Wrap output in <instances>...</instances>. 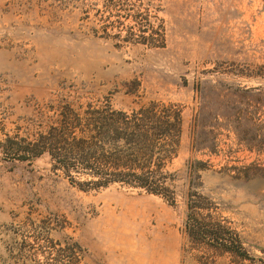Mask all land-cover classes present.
Returning <instances> with one entry per match:
<instances>
[{
    "label": "rangeland",
    "instance_id": "obj_1",
    "mask_svg": "<svg viewBox=\"0 0 264 264\" xmlns=\"http://www.w3.org/2000/svg\"><path fill=\"white\" fill-rule=\"evenodd\" d=\"M72 139L177 140L164 195ZM187 199L252 258L189 239ZM0 264H264V0H0Z\"/></svg>",
    "mask_w": 264,
    "mask_h": 264
},
{
    "label": "trees",
    "instance_id": "obj_2",
    "mask_svg": "<svg viewBox=\"0 0 264 264\" xmlns=\"http://www.w3.org/2000/svg\"><path fill=\"white\" fill-rule=\"evenodd\" d=\"M126 118V117H125ZM143 120V118L133 119L135 129L131 133L141 135L142 126L138 121ZM168 120H170L168 118ZM172 121L168 122L169 126L175 127L179 124V116L175 114ZM115 135L117 129L114 128ZM79 141L78 143H87V142H103L109 150L113 152L120 151V146L125 147L124 151L126 153V160L123 164L125 171H113L108 176H98L93 172L92 176H97L96 181L93 182L96 186H105L112 182H122L128 185H134L141 187L148 192L164 195L163 189L166 187L163 183L155 179L153 173L155 171V159H159L160 163L163 165V160L169 158V154L172 152L168 145L173 146L177 140L173 139H72ZM169 140V141H162ZM58 140L57 144L59 143ZM64 141V140H62ZM121 144V145H119ZM43 147L42 149H44ZM47 153L52 155L51 149L47 148ZM155 154H158V157H154ZM128 158V159H127ZM191 199L186 200V209L183 219V231L189 239H193L197 242H205L210 246L220 249L224 252H229L234 255H237L244 259H251L248 251L242 244V241L239 239L237 234H235L229 227L225 224H222L219 221L212 220L211 218L207 219L199 215L196 211L197 205L192 204Z\"/></svg>",
    "mask_w": 264,
    "mask_h": 264
}]
</instances>
